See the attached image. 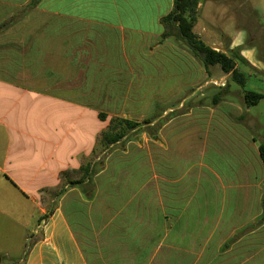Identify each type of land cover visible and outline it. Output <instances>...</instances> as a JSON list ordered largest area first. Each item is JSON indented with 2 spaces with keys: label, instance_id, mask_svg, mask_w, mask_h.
Here are the masks:
<instances>
[{
  "label": "crops",
  "instance_id": "0c3cea01",
  "mask_svg": "<svg viewBox=\"0 0 264 264\" xmlns=\"http://www.w3.org/2000/svg\"><path fill=\"white\" fill-rule=\"evenodd\" d=\"M29 1L0 0V7L7 12L24 10ZM224 4H199L194 33L210 45L230 42V48L241 47L248 64L264 72V0H240L242 25L231 33L216 25ZM172 9L173 0H41L16 20L0 17V264H89L64 211V205L74 204L78 221L91 220L87 198L80 193L79 201L68 200L73 189L55 205L42 198L65 184L61 173L77 179L81 164L89 159L99 167L93 179L97 196L107 191L111 196L104 198L114 204L99 220H135L139 208L134 217L131 208L140 204L147 211L154 179L147 131H130L108 149L100 138L114 118L141 123L142 115L132 117L137 104L166 100L175 86L177 92L191 85L196 91L211 86L212 78H207L216 67L205 69L171 38L162 39L160 20ZM35 15L42 20H30ZM168 55L178 60L177 71L162 66L161 58ZM167 80L172 85L164 90ZM183 103L184 99L178 107ZM202 109L212 113L211 108ZM174 120L161 126V140L174 132L169 130ZM149 121L152 126L157 119ZM204 134L208 139V131ZM246 138L238 149L258 152L255 139ZM248 168L245 164L238 175L229 177L232 202L238 205L243 199L246 212L253 190L264 192V168L260 166L259 177L252 178ZM137 172H142V182ZM173 179L161 177L160 209L151 221L158 228L161 249L171 247L169 251L177 254L197 228L185 213L193 198L190 184ZM263 215L259 210L253 222ZM263 227L264 223L251 234ZM151 252L146 248L143 264H149Z\"/></svg>",
  "mask_w": 264,
  "mask_h": 264
},
{
  "label": "rangeland",
  "instance_id": "374dc122",
  "mask_svg": "<svg viewBox=\"0 0 264 264\" xmlns=\"http://www.w3.org/2000/svg\"><path fill=\"white\" fill-rule=\"evenodd\" d=\"M217 1L225 3L226 7L219 8L217 14L219 20L216 25L224 27L227 33H231L242 25L238 9L240 0ZM23 13V9L7 12L4 7H0V17L6 21L16 20L23 16ZM31 19L42 20V17L35 15L33 18L30 17ZM171 39L178 48L191 54L181 41ZM194 58L202 65L199 58ZM161 64L165 71L169 69L177 71V67L179 68L178 60L170 55L168 58H161ZM213 67H216V73L207 79L212 78L218 82L222 79L221 81L225 83L223 87L211 85L204 90L196 91L195 86L191 85L180 88L177 92L175 86L166 100L136 106V116L132 115V117L134 119L140 118L141 115L143 117L141 126L133 134H140L146 130L147 137L152 141L153 150V200L151 204H147V211L145 207L142 211L140 204L131 208L133 217L135 210L139 208L135 220L126 218L121 221L99 220L102 215L107 216L112 212L114 204L111 203V199L104 198L107 191L100 197L97 196L94 182L90 187V193L83 194V199L87 198L85 201L89 203L87 211L90 213L89 217H92L91 220L78 221L75 205L69 203L64 205L66 217L78 234L89 264H134L138 259H140L139 264H143L146 248L152 250L147 260L149 264H174V259L185 264H264V227L251 234L264 223V215L263 219L261 217L254 222L252 219L259 210L264 212L262 209L264 192L262 195L260 190H253L249 196L248 212H246L243 199L241 202L239 199L238 205L232 202L233 193L229 184V177L238 175L245 164L249 166L248 173L251 178L259 177L260 166L263 169L257 150L250 148L241 151L238 148L241 143H246V137L254 138L256 144L260 143L264 133V101L261 100L256 106L247 108L243 101V91L239 86L230 81L229 76L222 73L217 66ZM169 79L174 80L173 77ZM170 80H167L164 90L172 85ZM223 88H226V94H223ZM217 94L221 95L218 101L214 102ZM182 99L184 103L178 107ZM143 106L146 108L141 109ZM203 107L211 108L212 113L202 109ZM186 115L188 117L185 120L178 121ZM176 118L177 120H174ZM154 119L157 121L152 126L143 125L145 120ZM169 120H174L173 125L169 127V130L173 129L174 132L161 140L160 128ZM207 131L208 139L204 134ZM158 143H161V147ZM120 145L123 146L124 143L121 142ZM162 154L167 161L163 160ZM101 159H104V156ZM162 163H165V166ZM96 169L98 170L99 167L97 166ZM141 176L142 172H137L138 182L143 181V178L140 179ZM161 177L169 178L171 181H174L175 177L183 183H189L190 192L193 193L185 213L192 221L195 220L193 225L197 229L190 232L182 247L184 250H180L177 254L169 251L171 247L161 249V241L155 235L158 228L151 221L153 214L155 216L156 211L160 209ZM109 182L112 183V180H108ZM70 189L73 191L66 198L79 201L82 191L78 186L62 185L44 194L45 196L42 197L44 203L49 198L52 200V205H55ZM58 192L61 193L56 195ZM81 212L85 219L84 205ZM247 222L248 225L243 226ZM148 256L147 254V258Z\"/></svg>",
  "mask_w": 264,
  "mask_h": 264
},
{
  "label": "trees",
  "instance_id": "16d2710c",
  "mask_svg": "<svg viewBox=\"0 0 264 264\" xmlns=\"http://www.w3.org/2000/svg\"><path fill=\"white\" fill-rule=\"evenodd\" d=\"M41 0H30L24 7V13L31 11L40 3ZM208 0H173V9L165 17L161 18L160 24L164 28L162 39L174 38L181 41L193 55L201 60L205 69L217 66L219 70L229 76V80L239 86L243 91V101L245 106H256L261 100L264 101V72L258 71L248 64L240 55L241 47L230 48V42H222L221 47L225 49L228 55L213 50L205 44L199 36L194 33L193 27L198 17V5ZM223 94H226V88H223ZM217 94L214 102L218 101ZM100 119L104 115L99 114ZM151 121L146 120L143 125L149 126ZM141 126L140 123L128 121L126 119L114 118L110 121L106 131L100 138V143L105 149L110 145L119 143L130 131H136ZM258 156L264 168V133L258 145ZM97 162L89 159L81 164L79 168V177L75 180L68 179V174L61 173L60 179L67 178L65 187L78 186L82 194L88 195L93 179L97 174ZM58 192L56 195H59ZM87 197V196H86ZM264 211V202L262 203ZM47 216L44 217L46 219Z\"/></svg>",
  "mask_w": 264,
  "mask_h": 264
},
{
  "label": "water",
  "instance_id": "95a60500",
  "mask_svg": "<svg viewBox=\"0 0 264 264\" xmlns=\"http://www.w3.org/2000/svg\"><path fill=\"white\" fill-rule=\"evenodd\" d=\"M205 44L208 45L209 47H211L213 50L220 51V52L228 55L227 51L225 49H223L221 46H218V45H210L207 42H205Z\"/></svg>",
  "mask_w": 264,
  "mask_h": 264
},
{
  "label": "built area",
  "instance_id": "2783aa9c",
  "mask_svg": "<svg viewBox=\"0 0 264 264\" xmlns=\"http://www.w3.org/2000/svg\"><path fill=\"white\" fill-rule=\"evenodd\" d=\"M209 84L213 86H220V87H223L225 85L224 81L218 82L217 80H212L211 82H209Z\"/></svg>",
  "mask_w": 264,
  "mask_h": 264
}]
</instances>
